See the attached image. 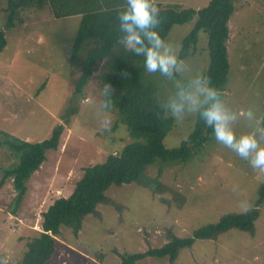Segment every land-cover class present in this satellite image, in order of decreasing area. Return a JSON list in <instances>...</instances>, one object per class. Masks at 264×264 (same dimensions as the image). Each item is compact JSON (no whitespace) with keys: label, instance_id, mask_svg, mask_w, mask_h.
<instances>
[{"label":"rangeland","instance_id":"374dc122","mask_svg":"<svg viewBox=\"0 0 264 264\" xmlns=\"http://www.w3.org/2000/svg\"><path fill=\"white\" fill-rule=\"evenodd\" d=\"M211 1L153 3L159 10L181 12L200 11ZM7 7L8 0H0V31L7 38L0 54V134L41 142L62 127L59 148L47 151L46 161L27 182L17 215L12 214L17 196L12 180L0 188V259L17 264L28 241L41 231L42 214L54 201L73 193L85 168L103 163L133 138L117 109L108 108L104 87L110 90V86L104 77L111 76V70L107 59L92 67L88 84L76 91L83 75L82 56L91 48L88 39L82 40V49L74 54L80 20L56 19L48 6H31L19 11L15 27L7 28ZM198 19L175 25L166 39L188 68L175 79L203 75L209 66L208 35L203 30L191 54L181 56L183 40ZM229 28V73L223 100L236 114L233 128L239 135L264 127V0H235ZM146 74L163 105L175 91L174 80ZM249 111L251 117L246 115ZM168 117L173 127L164 143L176 149L194 132L197 116ZM258 135L264 140V133ZM14 161L7 149L0 148V180L1 168ZM159 168V164L151 166L149 177L155 178ZM159 181L161 193L136 183L112 187L107 193L109 204L99 205L96 214L85 218L78 236L62 228L57 253L49 264H120L122 254L168 243L169 232L188 237L224 215L255 208L260 214L253 234L233 229L215 240L197 241L180 252L175 264H264V172L254 170L212 138L189 161L163 166ZM168 262L167 258H147L137 264Z\"/></svg>","mask_w":264,"mask_h":264},{"label":"trees","instance_id":"16d2710c","mask_svg":"<svg viewBox=\"0 0 264 264\" xmlns=\"http://www.w3.org/2000/svg\"><path fill=\"white\" fill-rule=\"evenodd\" d=\"M49 3L57 18L76 15L85 17L74 54L82 49V40L88 39L91 48L82 56L83 75L77 81L76 91L86 87L92 67L107 59L106 67L111 70V76L104 77L105 83L110 86L106 92V97H109L106 101L110 104L108 108L117 109L120 122L126 126L133 140L121 151L109 154L103 163L85 168L73 193L54 201L42 214L41 231L28 241L27 250L17 264H49L57 253L62 228H69L78 236L85 218L96 214L99 205L109 204L107 193L112 187L136 183L154 193L163 192L159 181L163 166L189 161L213 138L210 129L197 117L194 132L179 148L168 149L165 146L164 141L173 127V121L165 115L157 99V88L146 80L142 58L124 51L118 43L116 15L122 10L125 0H50ZM47 4L48 0H8L7 28L15 27L20 10L31 6L40 8ZM234 12L235 0H212L200 11L159 10V32L165 39L175 25L188 23L198 16L195 29L183 40L181 56L191 54L201 30L207 33L209 66L203 75L218 89L222 99L228 82L229 22ZM6 46V34L0 31V54ZM61 135V126L54 129L50 138L41 142L22 140L6 132L0 134V148L7 149L15 159L8 167L1 168L0 180V188L9 180L13 182L17 193L13 215H17L27 193V182L46 161L47 151L59 148ZM156 164L160 166L158 175L155 178L149 177V168ZM262 199L263 196L257 204ZM259 214L258 208L227 214L216 223L196 229L188 237L181 238L169 232L168 243L146 252L122 254L120 264H137L147 258H167L168 264H175L180 252L191 248L197 241L215 240L233 229L253 234Z\"/></svg>","mask_w":264,"mask_h":264},{"label":"clouds","instance_id":"9594fccd","mask_svg":"<svg viewBox=\"0 0 264 264\" xmlns=\"http://www.w3.org/2000/svg\"><path fill=\"white\" fill-rule=\"evenodd\" d=\"M116 21L118 43L123 50L142 58L146 72L174 80L175 91L162 105L165 115L182 119L195 114L210 129L216 142L246 160L254 170L264 172V140L258 135L264 133V127L237 135L233 128L236 114L207 76L197 74L186 80L175 79L188 68L175 47L160 34L159 9L153 0H125ZM104 91L108 92L109 88L105 86ZM246 115L251 117V111ZM0 264H6V260L0 259Z\"/></svg>","mask_w":264,"mask_h":264},{"label":"crops","instance_id":"0c3cea01","mask_svg":"<svg viewBox=\"0 0 264 264\" xmlns=\"http://www.w3.org/2000/svg\"><path fill=\"white\" fill-rule=\"evenodd\" d=\"M49 2H50V0H48V4L45 5V6H48L50 8V11L53 13L54 18H56V19H65V20H80V21H78V22H80L79 23V29L81 28V25L83 24L82 22H83V20H85V17L83 15H76V16H69V17H60V18H57L54 15L53 6Z\"/></svg>","mask_w":264,"mask_h":264}]
</instances>
